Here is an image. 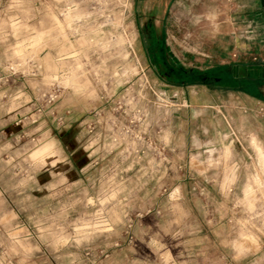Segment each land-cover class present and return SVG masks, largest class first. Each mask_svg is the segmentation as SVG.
Listing matches in <instances>:
<instances>
[{"label": "rangeland", "instance_id": "obj_1", "mask_svg": "<svg viewBox=\"0 0 264 264\" xmlns=\"http://www.w3.org/2000/svg\"><path fill=\"white\" fill-rule=\"evenodd\" d=\"M160 1L0 0V264H264L259 28Z\"/></svg>", "mask_w": 264, "mask_h": 264}, {"label": "crops", "instance_id": "obj_2", "mask_svg": "<svg viewBox=\"0 0 264 264\" xmlns=\"http://www.w3.org/2000/svg\"><path fill=\"white\" fill-rule=\"evenodd\" d=\"M160 2V0H154V4L156 5L160 4ZM234 7L237 11L245 13L246 17L244 20L246 27L251 28L256 25V27L259 28V38H257V40L264 45V0H235ZM155 20L157 24L159 21L157 18ZM166 25V19H164L163 27L166 28ZM184 100L190 104L193 101L192 98L188 97H185ZM260 155L264 156L262 153Z\"/></svg>", "mask_w": 264, "mask_h": 264}, {"label": "trees", "instance_id": "obj_3", "mask_svg": "<svg viewBox=\"0 0 264 264\" xmlns=\"http://www.w3.org/2000/svg\"><path fill=\"white\" fill-rule=\"evenodd\" d=\"M234 89H235V90H239V88H237L236 86H235ZM251 95H252L253 97H255L256 99H258V100L264 102V98L260 97V96L258 95L257 92H252Z\"/></svg>", "mask_w": 264, "mask_h": 264}]
</instances>
